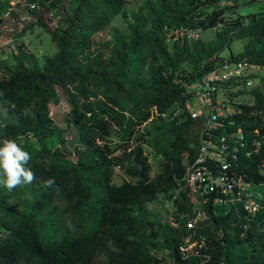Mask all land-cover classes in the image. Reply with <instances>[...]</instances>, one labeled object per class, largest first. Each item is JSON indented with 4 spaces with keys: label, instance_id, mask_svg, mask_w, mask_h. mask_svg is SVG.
I'll return each instance as SVG.
<instances>
[{
    "label": "trees",
    "instance_id": "1",
    "mask_svg": "<svg viewBox=\"0 0 264 264\" xmlns=\"http://www.w3.org/2000/svg\"><path fill=\"white\" fill-rule=\"evenodd\" d=\"M24 1L58 17L59 28L47 31L55 52L42 65L19 59L0 74V141L15 139L28 151L26 167L36 176L12 191L0 185V264H197L200 257L183 258L178 251L189 234V200L185 191L176 192L177 182L202 130L183 104L189 86L223 58L218 53L232 39L244 41L227 58L264 67V9L243 20L229 18L236 0L223 7H217L222 0H146L128 17V0ZM65 1L74 4L68 14L60 9ZM10 2L0 0V23ZM118 15L125 28L111 30L106 57L96 54L92 33ZM180 26L214 28V37L166 43L168 28ZM252 77L258 84L250 89H225L246 92L250 101L236 103L239 112L226 119L233 123L216 131L244 134L230 139L244 143L234 168L258 184L260 208L249 220L238 206L204 208L190 240L205 236L200 253L209 254L211 264H264V140L250 150L253 130L264 132V75ZM55 86L64 87L70 122L79 125L74 160L62 151L65 128L48 114V105L58 102ZM131 141L139 143V173L113 162V153ZM142 143L160 160L152 176ZM115 167L133 180L114 182ZM48 179L55 180L52 187L44 186ZM158 194L171 201L173 224L142 210ZM157 247L166 251V262L150 252Z\"/></svg>",
    "mask_w": 264,
    "mask_h": 264
},
{
    "label": "built area",
    "instance_id": "2",
    "mask_svg": "<svg viewBox=\"0 0 264 264\" xmlns=\"http://www.w3.org/2000/svg\"><path fill=\"white\" fill-rule=\"evenodd\" d=\"M16 3L15 1L10 2V6L2 15V20L14 19L12 12L17 9ZM22 4L28 9L33 8V4L25 1ZM233 4V0H222L217 3V7L232 6ZM20 19L24 18L20 17ZM200 32L202 31L199 28L184 26L168 28L165 32V40L166 43L183 40L192 41L200 37ZM258 67L260 66L251 64L246 60L216 58L212 68L192 83L193 87L188 88L191 95L183 104V108L189 112L191 118L201 121L202 130L194 157L190 161H182L184 173L177 182L176 192L185 191L189 200L188 209L184 212L185 225L189 234L178 246V251L183 258L200 257L201 259L197 261V264H211L209 254L200 253V249L205 247V236L190 240L194 234L195 224L203 218L206 206L210 208L238 206L243 212L245 220H249L260 208L258 184L247 180L234 168L235 151L238 146H243L244 143L241 140L238 145L231 144L230 139L236 138V136L243 139L244 134L239 130L227 133L216 131L219 126L226 127L233 123V121L226 119L239 112L236 103L245 100L250 101L246 92H225V89L235 91L238 88L247 90L254 87L255 78L252 75H255L256 72L253 69ZM224 83L230 87L222 88ZM220 90L224 92H220ZM240 96L244 97L241 98ZM191 100L194 101L193 104L190 103ZM262 125H264V121ZM252 137L250 150L256 151L264 140V132L260 136L258 129L255 128ZM171 205V201H169L168 219L166 221L173 224ZM215 264L224 263L220 260Z\"/></svg>",
    "mask_w": 264,
    "mask_h": 264
},
{
    "label": "rangeland",
    "instance_id": "3",
    "mask_svg": "<svg viewBox=\"0 0 264 264\" xmlns=\"http://www.w3.org/2000/svg\"><path fill=\"white\" fill-rule=\"evenodd\" d=\"M19 4L17 9L12 12L13 20H2L0 23V74L5 73L6 66H13L17 60H22L25 64H30L33 61H37L40 65L43 64L45 58L50 57L55 52V46L50 42L47 31L57 30L59 28L58 17H54L49 14L46 10H32L26 8L22 3V0H10ZM146 0H128L125 9L128 17H131L133 11L139 6L143 5ZM238 6L235 8L236 13L230 15L231 18L236 16H242L245 20L244 15L247 13L257 12L260 9H264V0H236ZM73 2L65 1L60 4V9L63 14H68L73 6ZM23 17L24 19H20ZM41 23V24H40ZM33 24V26H31ZM126 23L122 19L121 15L116 16L110 24L99 32H94L91 35V48L96 54L106 57L107 49L109 47L111 30L113 28L124 29ZM214 29H204L200 32V38L211 39L214 37ZM243 39H232L231 42L224 46L218 54L221 57L227 58L230 53L234 54L238 52L243 43ZM253 69V68H252ZM257 75H264V67L260 66L253 69ZM257 79H254V85H257ZM189 87H193V84ZM58 102L55 104L48 105V114L61 128H65V140L63 142L64 149L63 154L70 158L75 159L74 149L79 145L78 133L79 125L70 122L71 117L69 116L68 109L69 104L66 97V91L64 87L55 86ZM220 92H224L220 90ZM243 98L244 96H240ZM194 103L193 100L190 102ZM3 114H0V118ZM141 127L139 129V132ZM114 139V138H113ZM115 142V140L113 141ZM112 143V142H111ZM139 143L137 141H131L128 143L126 148H120L113 153L114 156L123 157L121 154L126 151H132L137 148ZM48 146L54 147L55 143H49ZM142 155L146 156L150 163V174L151 176L158 171V164L160 162L158 156H156L149 146L144 143L139 145ZM121 178L126 180H133L130 178L122 169L114 168V182L120 183ZM169 198L165 195L158 194L154 200L148 201L141 206L142 210H145L149 216L154 217L159 222H164L168 219V202ZM260 229L264 230L262 225ZM150 252L157 256L161 262L167 261L166 251L161 247L150 248Z\"/></svg>",
    "mask_w": 264,
    "mask_h": 264
},
{
    "label": "clouds",
    "instance_id": "4",
    "mask_svg": "<svg viewBox=\"0 0 264 264\" xmlns=\"http://www.w3.org/2000/svg\"><path fill=\"white\" fill-rule=\"evenodd\" d=\"M30 160V153L15 139L6 138L0 141V185L12 191L19 186L33 183L36 179L35 173L26 167ZM54 184V179L44 182L45 187H52Z\"/></svg>",
    "mask_w": 264,
    "mask_h": 264
},
{
    "label": "water",
    "instance_id": "5",
    "mask_svg": "<svg viewBox=\"0 0 264 264\" xmlns=\"http://www.w3.org/2000/svg\"><path fill=\"white\" fill-rule=\"evenodd\" d=\"M138 153V149H133L128 155L123 157H118L113 160L117 166H122L126 169H129L133 172H140V164L135 160V156Z\"/></svg>",
    "mask_w": 264,
    "mask_h": 264
}]
</instances>
